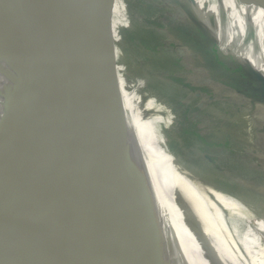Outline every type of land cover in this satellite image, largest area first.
<instances>
[{"label": "water", "instance_id": "water-1", "mask_svg": "<svg viewBox=\"0 0 264 264\" xmlns=\"http://www.w3.org/2000/svg\"><path fill=\"white\" fill-rule=\"evenodd\" d=\"M77 1L0 0V264H173L172 258L191 264L182 235L177 240L175 230L162 226L147 159L133 156L98 81L76 68L85 29ZM241 1L264 10V0ZM84 2L93 34L100 35L88 57L95 53L92 61L100 56L109 64L113 25L100 12L108 14L101 0L98 8ZM224 47L258 86L256 96L230 79L229 87L264 104V73L232 43ZM16 95L24 96L25 109L9 125ZM21 146L24 173L15 160ZM169 199L167 211L180 216L175 187ZM197 241L205 255L206 241L201 235Z\"/></svg>", "mask_w": 264, "mask_h": 264}, {"label": "bare ground", "instance_id": "bare-ground-1", "mask_svg": "<svg viewBox=\"0 0 264 264\" xmlns=\"http://www.w3.org/2000/svg\"><path fill=\"white\" fill-rule=\"evenodd\" d=\"M148 1V7L156 6L161 9V14L184 16L183 11L163 0ZM184 2L197 13H203L207 8L208 14H220L230 19L227 46L230 42L235 43L237 30L245 32L248 29L244 25L251 17L252 23L261 29V36H255L253 41L264 47V12L254 7L233 5L229 0ZM77 3L80 23L85 24V29L81 38L83 57L80 53L78 56L82 63L76 68L91 81H98L122 123L133 156L147 159L162 226L166 230L168 226L175 230L173 234L177 240L182 235L183 244L190 249L191 256L187 257H191V264H264V141L257 131V122L264 123V104L230 88L229 82L208 68L206 62L202 64L203 68L191 71L171 50L175 40L168 34L172 32L170 28L162 22L152 25L150 19L138 21L126 8V17H121L117 0H113L116 8L111 14L113 20L116 16L127 25L128 21L141 24L137 37L144 35L150 43L147 42L148 47L139 53L134 49L135 43L121 40L110 32L113 42L117 41L113 61L107 64L108 59L101 60L100 56L98 61H92L95 53L90 57L88 54L95 51L90 47L93 39L100 38V35L98 32L93 34L84 0ZM216 28L223 39L222 30L219 26ZM236 47L241 58L249 60L264 73L263 56L251 54L241 45ZM221 49L225 50L224 45ZM96 52H99L98 46ZM161 53V57H156ZM163 55L171 58L173 65ZM180 56H185L183 49ZM128 77L135 80L145 98L130 90ZM173 102L180 105L183 112H178L175 109L178 105ZM24 109V96L16 95L10 107L8 124H16ZM255 110L261 115L253 118L251 115ZM192 117L194 124L190 122ZM178 119L187 125L182 132L187 133L189 137L186 138L192 141L188 147H180L182 132L170 134ZM207 144L221 150L218 166L207 161ZM175 145L178 150L173 147ZM15 160L17 168L24 173L27 152L23 146ZM170 173L176 174L177 179L171 180ZM172 187L176 188L181 201V215L178 217L166 209L171 203L169 191ZM254 211L263 216L252 217ZM192 224L196 225L198 233L193 234ZM199 235L207 243L205 255L197 241ZM184 259L172 258V261L173 264H187L188 260Z\"/></svg>", "mask_w": 264, "mask_h": 264}, {"label": "rangeland", "instance_id": "rangeland-1", "mask_svg": "<svg viewBox=\"0 0 264 264\" xmlns=\"http://www.w3.org/2000/svg\"><path fill=\"white\" fill-rule=\"evenodd\" d=\"M117 1L120 3V6H121L119 10L120 12H118L121 15V17H124V15L126 17V14H125V8H126L133 15H135L134 17L138 21H147L150 19L149 23L152 25H159L158 24L159 22L166 23L164 24L165 26L175 25L179 27L182 31H185L186 33H190L191 35H193L194 37L192 38L187 37L183 35L182 33L178 32L176 29H174L175 33L173 31L170 32L171 34L170 36L172 37V39L175 40V44L171 46L172 52L174 53L175 57L179 59V62H182L187 68L191 69V71L197 68L203 67L202 61L204 60L208 68L212 69L213 71L215 70L216 73L218 72L220 75H223V77L226 78L225 80L230 79L232 82L235 81V83L238 86H240L241 88L244 87L246 91L252 92L253 93L252 95L256 96L255 92L258 86L256 87L247 86L249 81H247V79L243 77V71L241 69H238V67L236 66V60L234 59V57L222 52L220 49V46H223V45L227 46L226 42H229L228 40H230L228 37L229 33H227L228 24H229L230 19L220 14H217V15L208 14L206 13L207 8L205 7H204L205 12L201 10L203 13H200V11L199 13H197L195 10L187 6L184 0H163L166 3L170 4L171 6L177 7L181 11H183L184 12L183 17H181L179 13H175L172 15L165 14V13L161 14L162 13L161 9L157 8L156 6L148 7L150 6L148 0H117ZM229 1L230 3L233 2L232 3L233 5L236 3V4L241 5L242 7L243 6L247 8L254 7L251 5L249 6V4L247 3L245 4V2H242L241 0H229ZM94 2H95L94 3L95 6L98 8L97 0H94ZM101 3H102V8L105 9L104 11H106L108 14L102 11L100 12L105 16V18L109 19L108 21H110L112 25H114V20L112 16H110L112 13L114 14V11L116 9L115 4H113V0H101ZM84 7H85V10L88 12V10L86 9L87 5L85 3H84ZM255 9L260 10L261 12H264L263 9H259V8H255ZM190 18H193V20H195L199 24L203 23L205 27L208 29L207 33L203 31L195 22L193 23L192 19ZM120 22L124 24L123 21H120ZM128 23H129L128 26L130 27L139 26L130 21H128ZM245 23L249 25V29H246L245 32H242L241 30H237V34L234 39L235 43H232V47L241 45L243 48L249 49L251 54H256V55L260 54V56L264 57L263 55L264 47L257 45L253 42L254 36L256 34L261 33V29L259 25L257 26L256 23L254 22L252 23L251 17L248 20H246ZM122 24L121 25L118 24L117 26H122ZM216 26H219L220 30H222L223 39L222 38L220 39L221 35L218 33ZM140 28L141 26H139L138 29L140 30ZM138 29L134 30L130 36L124 35V38H122L121 40L127 39L135 43L136 48L134 49L135 51L140 53V52H144V47L145 46L148 47L147 42L150 43V41H147V39L144 38V35L138 38L137 37V33L139 31ZM249 31H251L252 33L250 32L248 34ZM149 33H152V32H149ZM200 48H202L203 51H201ZM182 49L185 51V56L183 57L180 56V50L182 51ZM161 56H162V53L161 55L156 56V57H161ZM163 56L165 57L168 63L173 65V60L171 58L166 57L165 55ZM128 83H129V88L131 91L145 98L144 97L145 93L144 92H143L144 94L141 93V91L138 89L136 82L133 78L128 77ZM173 103L175 104V106L178 105L175 102ZM175 109L178 112L182 111L180 105H178ZM257 115H261L259 110L253 111L251 117L252 116L253 118L255 116L257 117ZM194 121L195 120H193V117H192L190 119V122H193L194 124ZM193 124L191 123V128H193ZM184 125L179 122V119L175 120V125L173 126L172 131H170V134L171 133L178 134L182 132V130H184L185 127L187 126V125L186 126ZM183 126L184 128H182ZM185 131H189V130H185ZM257 131L259 132L262 141H264V123L257 122ZM186 136H188V134L183 131L181 135L182 140H180V147H182L181 145H185L186 147L190 146V144L192 145V141L190 140V138H186ZM173 147L178 150L177 148L178 145H175ZM210 147L212 146H209V144H207V146H205V151L209 152L208 158L210 159L212 164L215 166H218L219 163H221L222 152L219 149L210 148ZM189 155H191L190 152H189ZM257 213H258L257 211H254V213H252V217L263 216V214L258 215ZM252 225L254 226V222L252 223Z\"/></svg>", "mask_w": 264, "mask_h": 264}, {"label": "trees", "instance_id": "trees-1", "mask_svg": "<svg viewBox=\"0 0 264 264\" xmlns=\"http://www.w3.org/2000/svg\"><path fill=\"white\" fill-rule=\"evenodd\" d=\"M122 21V18H117L115 16L114 18V25H113V30H110L111 32L115 33V35H117V37L119 39H122L124 38V35L126 36H130L132 34V32L136 29L139 28V26H142L141 24H138V23H135L136 25H139V26H136V27H129L127 24H123V26H117L119 23V21ZM131 22V21H130ZM134 23V22H133ZM121 25V24H120ZM126 25L128 27H126ZM172 28L176 29L178 32L182 33L183 35L187 36V37H194L193 35H191L190 33H186L185 31H182L179 27L175 26V25H170ZM120 27V28H118ZM122 28V29H121ZM139 30V29H138ZM201 51H203L202 48H200ZM205 65V64H204ZM203 66V65H202Z\"/></svg>", "mask_w": 264, "mask_h": 264}, {"label": "flooded vegetation", "instance_id": "flooded-vegetation-1", "mask_svg": "<svg viewBox=\"0 0 264 264\" xmlns=\"http://www.w3.org/2000/svg\"><path fill=\"white\" fill-rule=\"evenodd\" d=\"M174 33H175V31H174V28H172L171 26H169V25H167ZM189 48H190V46H189ZM247 86H249V87H251V86H254V84H252V83H248L247 84ZM255 87V86H254Z\"/></svg>", "mask_w": 264, "mask_h": 264}]
</instances>
